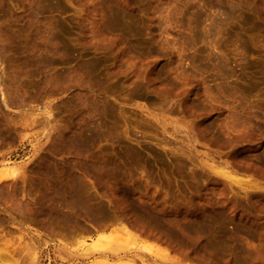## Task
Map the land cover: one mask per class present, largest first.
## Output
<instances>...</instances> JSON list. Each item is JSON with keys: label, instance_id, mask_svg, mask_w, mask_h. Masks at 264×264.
Returning <instances> with one entry per match:
<instances>
[{"label": "rangeland", "instance_id": "obj_1", "mask_svg": "<svg viewBox=\"0 0 264 264\" xmlns=\"http://www.w3.org/2000/svg\"><path fill=\"white\" fill-rule=\"evenodd\" d=\"M0 40V169L90 163L79 182L0 184L18 190L0 200V249L17 253L0 264H92L95 241L123 263L264 264V0H0ZM83 102L107 118L75 154L45 124L71 134Z\"/></svg>", "mask_w": 264, "mask_h": 264}, {"label": "bare ground", "instance_id": "obj_2", "mask_svg": "<svg viewBox=\"0 0 264 264\" xmlns=\"http://www.w3.org/2000/svg\"><path fill=\"white\" fill-rule=\"evenodd\" d=\"M5 35H7V34H5ZM9 35H10V34H8V36H9ZM9 37H12V36L10 35ZM2 39H3V38H2ZM0 41L2 42V40H0ZM0 45H3V44L0 43ZM1 47L3 48V46H1ZM1 50H2V49H0V51H1ZM33 50H35V49H33ZM33 50H32V52H35V51H33ZM4 51H6V50H4ZM0 53H2V52H0ZM5 53H6V52H5ZM36 53H37V52H36ZM38 53L41 54L42 52L40 53L39 50H38ZM2 54H3V53H2ZM43 54H44V53H43ZM1 56H4V55H1ZM41 56H42V55H40V57H38V60L41 58ZM43 56H44V55H43ZM43 56H42V57H43ZM36 57H37V55H36ZM36 57H35V58H36ZM45 58H48V57H45ZM45 58H44V59H45ZM49 58H50V57H49ZM41 59H42V58H41ZM41 59H40V60H41ZM2 60L4 61V59H2ZM38 60L36 59V61H38ZM46 60H49V61H50V59H46ZM45 62H46V61H45ZM45 62H44V63H45ZM39 63H40V61H39ZM46 63H48V62H46ZM40 64H42V62H41ZM41 66H42V65H41ZM43 66H46L45 68H47L48 65L43 64ZM38 68H39V67H38ZM41 68H42V67H41ZM43 69H44V67H43ZM39 70H41V69L39 68L38 71H39ZM45 70H46V69H45ZM31 72H32V71H31ZM31 72H30V74H32ZM41 72H43V71H41ZM11 73H13V71H11ZM45 74H46V73H45ZM47 75H49V74H47ZM45 76H46V75H45ZM49 76H50V75H49ZM14 77H16V76H15V73H14V76H13V78H12L13 80H14ZM58 77H59V76H58ZM17 78H19V77H17ZM17 78H16V79H17ZM50 78H51V77H50ZM52 78H53V77H52ZM52 78H51V79H52ZM55 78H57V76H56ZM65 78H67V77H65ZM65 78H64V79H65ZM10 79H11V78H10ZM43 79H44V78H43ZM53 79H54V78H53ZM53 79H52V80H53ZM57 79H58V78H57ZM59 79H62V78L59 77ZM67 79H68V78H67ZM69 79H70V78H69ZM49 80H50V79H49ZM55 80H56V79H55ZM55 80H53V81H55ZM65 80H66V79H65ZM73 80H74V79H73ZM44 81L46 82V84L49 83V82H47V78H46V80H43V83H44ZM56 81H59V80H56ZM68 81H69V80H68ZM74 81H75V80H74ZM62 82H63V81H62ZM62 82H61V83H62ZM71 82H72V80H71ZM50 83H51V80H50ZM64 83H66V82L64 81ZM56 84H57V83H56ZM58 84H60V81L58 82ZM58 84H57V85H58ZM81 84L86 86L85 82H84V84H83V83H81ZM50 85L52 86V85H54V84H50ZM50 85H49V86H50ZM60 85H61V84H60ZM66 85H69V84L67 83ZM66 85H65V86H66ZM9 86H10V85H9ZM41 86L44 87L45 85H41ZM46 86H47V85H46ZM46 86H45V87H46ZM54 86H56V85H54ZM77 86H78V85H77ZM43 87H42V89H43ZM45 87H44V88H45ZM52 87H53V86H52ZM57 87H58V86H57ZM90 87H91V86H90ZM16 88H18V86H17ZM47 88H48V87H47ZM65 88H66V87H65ZM6 89L9 90L10 88L8 87V88H6ZM13 89H14V90H13ZM13 89H11V91L9 90L12 94H13V92L15 91V87H14ZM56 89H57V88H56ZM8 90H5V92L7 93ZM18 90H19V89H18ZM43 90H45V89H43ZM60 90H61V89H59L58 91H60ZM21 92H22V91H21ZM3 93H4V92H3ZM11 93L8 94L9 97H10ZM16 94H17V93H16ZM21 94H22V93H21ZM24 94H26V93H24ZM18 95H19V94H18ZM5 96H7V94H5ZM13 96H15V98H16V95H15V94H14V95H11L12 98H13ZM9 97H8V100L11 98V97H10V98H9ZM32 97H33V96H32ZM15 98H14V100H16ZM18 98H19V96H18ZM21 98H22V97H21ZM85 98H87V97H85ZM19 99H20V98H19ZM8 100H7V101H8ZM11 100H12V99H11ZM20 100H21V99H20ZM80 100H81L80 102L82 103V99H80ZM84 100H85V99H84ZM88 100H89V99H88ZM96 100H97V98H96ZM100 100H101V98H100ZM7 101H6V102H7ZM17 101H18V99H17ZM22 101H23V103H22V105H23V104H24V100L22 99ZM22 101H18V102L20 103V102H22ZM105 101H106V100H105ZM84 102H85V101H84ZM84 102H83V103H84ZM94 102L97 104V102H100V101H99V99H98L97 102H96L95 100H94ZM102 102H103V99H102ZM102 102H101V103H102ZM106 102H107V101H106ZM108 102H109V101H108ZM108 102H107V103H108ZM4 103H5V101H4ZM7 103H10V102L8 101ZM7 103H5V106H6L7 108H10V107L7 106ZM11 103H13V101H12ZM69 103H70V102H69ZM95 103H94V105H93V104L90 105L91 107L89 106V104H86V103L83 104V105H84V111H85V114H84L83 116H82V114H81L82 118H80V119L78 120V122L76 121V126H78V128H77V127H76V128H73V131H71V132H72L71 134H67V133H69L67 130H69V128H70L69 126H70V125L66 127L67 129H66V128H65V130L63 129L64 131H67V133H66V132H63V130H62V128H61L62 126L59 127L60 124H59V126H57L58 123H56L55 119H54V121H55L54 124H57V125H54V124L49 125V120H48V121H47L48 123L45 124V126L48 125L49 128H50V130H52V132L54 131V134H56V135H57V134H60L61 138H62L63 140H65L64 143L66 144V147H67V148L70 147V149H73V148H74L73 150L75 151V154H76L77 151H79V150L82 151V149H84V147L86 148V144H87V142H88V139L92 138V139H91V141H92L93 138L96 137L95 135H97V132H96V131H98L97 129H99L101 126H104V127H105V123H104V122L101 123L102 120H105V121H106V118H107V117H104V118H105V119H104V118H102L103 116L101 115V114H105V112L103 113L102 110H101L102 113H98L99 111H98V112L96 111V110H97L96 107H98L99 105H98V106L96 105V107H95ZM101 103H98V104H101ZM108 104H110V103H108ZM8 105H10V104H8ZM92 106H93V107H92ZM66 107H67V106H66ZM52 108H53V107H52ZM54 108H55V107H54ZM54 108H53V109H54ZM67 108H68V107H67ZM70 108H71V107H70ZM100 108H101V109H103V108L107 109L108 107H107V106H106V107H105V106H102V107L99 106V109H100ZM111 108H113V105H112V107L110 106L109 109H111ZM68 109H69V108H68ZM99 109H98V110H99ZM109 109H108L107 111H109ZM112 110H113V109H111V111H112ZM103 111H104V109H103ZM107 111H106V112H107ZM76 112H77V111H76ZM96 112H97L98 115L100 114V116H99L98 118H100V119L102 118L101 121H100L99 119H95V118H96V117H95ZM107 113H108V112H107ZM49 114H50V113H49ZM55 114H56V113H55ZM77 114H79V111L77 112ZM77 114H76V115H77ZM109 114H110V113H109ZM107 115H108V114H107ZM77 116H78V115H77ZM96 116H97V115H96ZM5 117H6V116H5ZM79 117H80V116H79ZM22 118H23V117H22ZM24 118H25V117H24ZM77 118H78V117H77ZM25 119H26L27 122L23 119L24 122H26V123H24V122H22V123L26 124V126H30V124H29V125H27V124H28V122L31 123V119H30V120H28V118H25ZM48 119H50V118H48ZM9 120H11V117H10V119H8V122H10ZM12 120H13V118H12ZM36 120H37V119H36ZM50 120H51V119H50ZM52 120H53V118H52ZM95 120H99V121H100V122H98L99 124H98V123H94ZM32 121H33V119H32ZM37 121H38V120H37ZM45 121H46V120H45ZM45 121H44V122H45ZM11 122H12V121H11ZM11 122H10V123H11ZM33 122H36V121H33ZM38 122H39V124H41L40 121H38ZM38 122H37V123H38ZM95 122H96V121H95ZM18 123H19V121H18ZM100 123H101L102 125H101ZM103 123H104V125H103ZM16 124H17V123H16ZM16 124L13 123L12 125L14 126V125H16ZM71 124H72V123H71ZM74 124H75V123H74ZM74 124H73V125H74ZM94 124H95V126H94ZM96 124H97V125H96ZM20 125H22V124H20ZM73 125H71V126H73ZM98 125H99V127H98ZM100 125H101V126H100ZM6 126H8V125H6ZM13 126L11 127V128H13V129H15V128L17 127V125L15 126V128H14ZM18 126H19V125H18ZM22 126H24V125H22ZM48 126H47V127H48ZM47 127H46V128H47ZM95 127H96L97 129H96ZM1 128H2V127H1ZM9 128H10V126H9ZM42 128H43V126H42ZM44 129H45V128H44ZM101 129H102V127H101ZM101 129H99V130H100V131L105 130V129H102V130H101ZM0 130H1V129H0ZM48 130H49V129H48ZM49 135H50V134H49ZM101 135H102V134H101ZM101 135H100V136H101ZM50 136H51V135H50ZM53 136H54V135H53ZM58 136H59V135H58ZM58 136H57V137H58ZM60 136H59V137H60ZM51 137H52V136H51ZM54 137H56V136H54ZM97 138H98V137H97ZM51 139H52V138H51ZM95 139H96V138H95ZM95 139H94V140H95ZM98 139H100V138H98ZM59 140H60V138H59ZM60 141H61V140H60ZM54 144H55V143H54ZM56 145H58V144L56 143ZM56 145H55V146L53 145L52 147H56ZM47 147H48V146H47ZM50 147H51V146H50ZM48 148H49V147H48ZM75 148H77V151L75 150ZM42 149H43V148H42ZM45 149H46V148H44V150H45ZM52 149H53V148H52ZM44 150H43V151H44ZM54 150L57 151V149H55V148L53 149V151H54ZM49 151H52V150H49ZM74 151H72V153H73ZM81 151H80V152H81ZM84 151H85V150H83L81 153H86V152H84ZM68 152H70V151H68ZM48 153H49V152H48ZM77 153H78V152H77ZM43 154L45 155V152H44ZM52 154H53V153H52ZM79 154H80V153H79ZM79 154H78V155H79ZM46 156H47V155H46ZM50 156H51V155H50ZM79 156H80V155H79ZM84 156H85V155H83V157H84ZM40 157H41V155H40ZM43 157H44V156H43ZM75 157H76V156H75ZM75 157H74V159H75ZM40 159H41V158H40ZM40 159H39V160H40ZM74 159H73V160H74ZM81 159H82V158H81ZM81 159H80V158L75 159V162L69 163V164L66 165L65 167L62 166V169H61V168L58 169V167H55L54 164L51 165V166H47V168H46L45 170H41V169L39 168L37 171L35 170L36 172H35L34 175H29V174H28V169H27L28 167H27V166H24V165H22V164H20V165H14V166H7V165H6V166H4V167H2V168L0 169V184H1V183H4L5 181H10V180L15 182V181H17V180H19V179L22 180V181L24 182V181H25V178H31V179H32V178H44V179H46V178H47V179L50 178L49 181L52 182V181H53L52 178H54V179H57V178L64 179V178H67V176H68V178H69V176H70L72 179L74 178L76 181L79 182L80 179H76V178H77L76 173L79 172V174H81L80 171H83V169H88L89 164H90L89 162H86V160L84 161V160H81ZM86 159H87V158H86ZM76 160H77V161H76ZM91 160H93V159H91ZM1 161H2V160H1ZM1 161H0V162H1ZM8 161H9V160H8ZM89 161H90V160H89ZM93 161H96V163L98 162V160H93ZM99 161H100V160H99ZM49 162H50V161H49ZM52 162H53V161H51V163H52ZM56 162H57V161H56ZM56 162H55V163H56ZM91 162H92V161H91ZM1 163H3V162H1ZM38 163H40V162H38ZM43 163H44V162H43ZM60 163H63V162H60ZM88 163H89V164H88ZM103 163H104V162H103ZM4 164H5V163H4ZM8 164H9V163H8ZM36 164H37V163H36ZM41 164H42V163H41ZM46 164H47V163H46ZM46 164H45V165H46ZM63 164H64V163H63ZM65 164H67V163H65ZM94 164H95V163H94ZM97 164H98V163H97ZM97 164H96V165H97ZM100 164H101V162H100ZM100 164H98V165H100ZM104 164H105V163H104ZM104 164H103V165H104ZM107 164H108V163H107ZM107 164H106L105 167H107ZM26 165H27V164H26ZM33 165H34V163H33ZM92 165H93V164H92ZM42 166H43V165H41V167H42ZM57 166H58V165H57ZM60 166H61V164H60ZM93 166H94V165H93ZM108 166H109V165H108ZM36 167H37V165H36ZM38 167H39V164H38ZM99 167H100V166H98V168H99ZM101 167H102V166H101ZM105 167L103 166L102 169H104ZM33 168H34V167H33ZM89 168H90V167H89ZM98 168H97V169H98ZM108 168H109V167H108ZM108 168H107V169H108ZM99 169H100V168H99ZM102 169H101V170H102ZM32 170H33V169H32ZM101 170H100V171H101ZM30 171H31V170H30ZM103 171H106V170H103ZM103 171H102V172H103ZM107 171H108V170H107ZM84 172H85V170H84ZM88 172H90V171H89V170H88V171L86 170V173H87V174H90V173H88ZM95 172H97V174L95 173V174L93 175V173L91 172V175H93L94 177H95L96 175H97L98 177H100V176H99V175H100V174H99V171H95ZM82 173H83V172H82ZM79 174H78V176L81 177ZM83 174H85V173H83ZM104 174H105V173H104ZM226 174L229 175L228 173H226ZM101 175H103V174H101ZM110 175H112V174H109V175H107V176H110ZM223 175H224V174H223ZM227 175H226V176H227ZM234 175H235V174H234ZM95 178H96V177H95ZM227 178H230V179L234 180V179L231 177V175H230V177L228 176ZM72 179H71V180H72ZM35 180H36V179H35ZM39 180H40V179H39ZM42 180H43V179H42ZM43 181H45V180H43ZM47 181H48V180H46V182H47ZM49 181H48V182H49ZM56 181H57V180H56ZM56 181H55V182L53 181V184L56 183ZM59 181H60V179H59ZM59 181H58V182H59ZM64 181H65V179H64ZM72 181H73V180H72ZM72 181H71V182H72ZM76 181H75V182L73 181L74 184L77 183ZM234 181H235V182L237 181V183H239V184H243V182H244L243 180H241V181H240V180H234ZM46 182H45L44 185H46ZM26 183H27V182H26ZM49 183H50V182H49ZM62 183L66 184V182H62ZM62 183L60 182V183H58V184L63 185ZM41 184H42V183H41ZM53 184H52V185H53ZM72 184H73V183H72ZM77 184H78V183H77ZM245 184H246V183H245ZM23 185H24V183H23ZM49 185H51V184H49ZM55 185H57V184H55ZM69 185H71V184H69ZM246 185H247V184H246ZM2 186H3V185H2ZM10 186H11V185H10ZM10 186H9V187H10ZM41 186H43V185H41ZM53 186H54V185H53ZM53 186H52V188H53ZM9 187H8V188H9ZM25 187H26V186H25ZM25 187H23L22 189H24ZM37 187H38V186H37ZM44 187H46V186H44ZM64 187H65V185H64ZM64 187H62V189H63ZM70 187H71V186H70ZM75 187H76V185H75ZM75 187H74V188H75ZM8 188H7V187H6V188L3 187V189H5V192H4V190H3V192H1V193H3L4 195H5V193H6V195H8L7 198L10 197L9 200H10V199H11V200H12V199H15V200H16V198H18V197H16L18 192H17L16 194H15V192L18 191V190H16V191L13 193V191H12L11 189H9V190L6 191V189H8ZM10 188H12V187H10ZM13 188H14V186H13ZM13 188H12V189H13ZM28 188H29V187H28ZM54 188H55V186H54ZM58 188H59V191H60L61 186H59ZM58 188H55V189L58 190ZM67 188H68V187H67ZM67 188H64V190L67 189ZM72 188H73V187H72ZM72 188H71V189H72ZM14 189H16V187H15ZM14 189H13V190H14ZM29 189H30V188H29ZM75 189H76V188H75ZM1 190H2V189H1ZM48 190H49V189H48ZM50 190H51V189H50ZM64 190H61V191L65 192ZM19 191H20V190H19ZM61 191H60V192H61ZM22 192H23V191H22ZM71 192H72V191H71ZM74 192H75V191L73 190V194H74ZM24 193H25V192H24ZM51 193H52V191H51ZM54 193H55V192H53L52 194H54ZM13 194L16 195V196L14 195L15 198H13ZM46 194H47V192H46ZM55 194H56V195L58 194L57 197L59 196V193H55ZM4 195H2V198H1V199H3V196H4ZM48 195H49V194H48ZM61 195H62V193H61ZM0 196H1V195H0ZM51 196H52V195H51ZM5 197H6V196H4V200L6 199ZM39 197H40V196H39ZM53 197L55 198L56 196H53ZM59 197H60V196H59ZM61 197H62V196H61ZM61 197H60L59 199H61ZM65 197H68V196H67V195H64V198H65ZM69 197H70V196H69ZM71 197H73V196H71ZM71 197H70V198H71ZM1 199H0V200H1ZM27 199H28V197H27ZM45 199H46V198H45ZM45 199H44V201H42L43 198H42V200H41L42 203H43V205H46V202H45L46 200H45ZM62 199H63V198H62ZM62 199H61V200H62ZM71 199H72V198H71ZM15 200H13V201L15 202V204L18 203V202H16ZM32 200H33V199H32ZM34 200H35V199H34ZM34 200H33V201H34ZM72 200H73V199H72ZM74 200L76 201V199H74ZM13 201H12V202H13ZM20 201H21V200H20ZM30 201H31V200L29 199L28 202H30ZM33 201H32V202H33ZM35 201H36V200H35ZM24 202H25V201H24ZM10 203H11V201H10ZM59 203H60V202H59ZM69 203H70V202H69ZM4 204H5V203H4ZM7 204H8V203H7ZM12 204L14 205V203H12ZM24 204H25V203H24ZM31 204H32V203H31ZM31 204L29 203V206H30ZM18 205H19V203L16 204L15 206H18ZM27 205H28V204H27ZM20 206H22V205H20ZM24 206H25V205H24ZM66 206H67V205H66ZM34 207H36V206H34ZM60 207H61V206H60ZM70 207H71V205L69 206V211H70V212H67V213H69L70 217H72V216H71V215H72L71 210L73 209V210L76 211V209H74V208H72V207H71V209H70ZM22 208H23V206H22ZM25 208H27V207H25ZM41 208L44 209L43 207H41ZM51 208H52V207H51ZM67 208H68V207H67ZM67 208H66V210L68 211ZM19 209H20V208H19ZM30 209H31V208H29V210H30ZM32 209H33V207H32ZM32 209H31V210H32ZM23 210H24V209H23ZM29 210L27 209V210H24L23 212H25V211L29 212ZM31 210H30V212H29L30 214H28L27 212H25V215H24L23 219H24V218H27V219H28L30 216H32L31 212H33V211H35V210H33V211H31ZM44 210H45V209H44ZM59 210H60V209H59ZM64 210H65V209H64ZM66 210H65V213H66ZM73 210H72V211H73ZM81 210H82V209H81ZM81 210H80V211H81ZM142 210H143V209H142ZM144 210H146V209H144ZM75 211H74V212H75ZM83 211H84V210H83ZM139 211H140V210H139ZM17 212H18V211H17ZM23 212H22V213H23ZM42 212H43V211H42ZM141 212H142V211H141ZM145 212H146V211H145ZM145 212H144V213H145ZM22 213H21V210H20L18 214H21V217H22V216H23ZM33 213H35V212H33ZM38 213H39V212H38ZM43 213H45V211H44ZM76 213H77V211L74 213V215H75ZM82 213H83V212H82ZM26 214H28V215H30V216L27 217L28 215L26 216ZM63 214H64V213H63ZM116 214H117V213H116ZM116 214H115V215H116ZM65 215H66V214H65ZM112 215H113V214H112ZM115 215H114V216H115ZM117 215H118V216L116 217V219H115L114 217H113V218H114V220L116 221V223H118V224L120 225L122 222H124V221H122V220H125V219H123L122 216L119 218V215H121V214L118 213ZM154 215H155V214H154ZM154 215L151 214V216H153V217H154ZM33 216H34V215H33ZM33 216H32V217H33ZM39 216H40V213H39ZM39 216H38V217H39ZM43 216H44V215H43ZM78 216H79V215H78ZM88 216H89V215H88ZM125 216H127V215H125ZM0 217H1V216H0ZM34 217L37 218V217H36V214H35ZM34 217H33L32 219H34ZM64 217H65V216H64ZM66 217H67V216H66ZM111 217H112V216H111ZM127 217H128V216H127ZM146 217H147V216H146ZM153 217H152V220H153V219L156 220L155 217H154V218H153ZM44 218H45V217H44ZM44 218L42 217V218H40V219L42 220V219H44ZM107 218H108V217H107ZM113 218H112V219H113ZM121 218H122V219H121ZM158 218H159V217H158ZM1 219H2V217H1ZM3 219H4V218H3ZM30 219H31V218H30ZM37 219H38V218H37ZM72 219H73V218H72ZM72 219H71V220H68V222L70 221L69 223H67L68 225H69L70 223H72V225H74L73 222L76 223V221L78 220V219H77L76 221H74V219H73V222H72ZM109 219H110L109 222L112 223L113 221H111V218H109ZM128 219H130V218H128ZM4 220H5V219H4ZM6 220H7V219H6ZM6 220H5V222H6ZM25 220H26V219H25ZM49 220H50V219H49ZM55 220H56V219H55ZM105 220H106V219H105ZM159 220H160V219H158V221H154V222H156V223H157V222H160ZM27 221H28V220H27ZM32 221H33V220H32ZM35 221H36V220H35ZM37 221H38V220H37ZM66 221H67V220H66ZM78 221H79V220H78ZM84 221H85V220H84ZM125 221H126V220H125ZM127 221H128V220H127ZM132 221H133V220H131V223H132ZM134 221H135V220H134ZM144 221H145V220H144ZM150 221H151V220H150ZM162 221H163V220H161V222H162ZM9 222H10V221H9ZM30 222H31V221H30ZM41 222H42V221H41ZM79 222H80V221H79ZM106 222H107V221H106ZM128 222H129V221H128ZM145 222H146V221H145ZM147 222H148V221H147ZM161 222H160V223H161ZM1 223H2V221H1ZM1 223H0V224H1ZM63 223H64V221H63ZM143 223H144V222H143ZM163 223H164L165 227H167V226H166V223H165V222H162V225H163ZM167 223L169 224L168 220H167ZM33 224H35V223H33ZM36 224H37V223H36ZM67 224H66V226H67ZM87 224H88V223H87ZM99 224H102V223H99ZM106 224H107V223H106ZM126 224H127V223H126ZM135 224H136V223H135ZM144 224H145V223H144ZM144 224H143V225H144ZM168 224H167V225H168ZM48 225H49V224H48ZM54 225H55V223H54ZM54 225H53V226H54ZM72 225H71V226H72ZM75 225H76V224H75ZM77 225H80V224L77 223ZM88 225H89V224H88ZM90 225L92 226V224H90ZM149 225H150V224H149ZM5 226H6V225H5ZM43 226H45V225H43ZM49 226H50V225H49ZM53 226H51V227H53ZM61 226H62V225H61ZM93 226H94V225H93ZM100 226H101V225H100ZM102 226H103V225H102ZM108 226H109V224H108ZM159 226H160V225H159ZM188 226H189V225H187V227H188ZM2 227H3V226H2ZM45 227H47V226H45ZM51 227H50V228H51ZM55 227H56V226H55ZM62 227H63V226H62ZM72 227H73V226H72ZM74 227H75V226H74ZM84 227H85V226H84ZM84 227H83V228H84ZM106 227H107V225H106ZM128 227H129V226H128ZM128 227H127L126 231H124V230H123V231H124V232H127V230H130V229H128ZM133 227H134V226H133ZM136 227H137V226H136ZM136 227H134V228H136ZM140 227H141V226H140ZM148 227H149V226H148ZM160 227H161V226H160ZM187 227H186V226L184 227V228H185V229H184L185 231H186V229H188ZM191 227H194V226H191ZM191 227H190L189 229H191ZM196 227H197V226H196ZM198 227H199V226H198ZM85 228H86V227H85ZM92 228H93V227H92ZM95 228H96V227H95ZM98 228H99V227H98ZM98 228H97V229H98ZM149 228H150V227H149ZM152 228H153V227H152ZM161 228H162V227H161ZM171 228H172V227H171ZM171 228H170V229H171ZM201 228H202V227H201ZM1 229H2V228H1ZM4 229H5V227H4L2 230H4ZM56 229H57V228H56ZM61 229H62V228H61ZM69 229L72 230L73 228H71V227L69 226ZM78 229H79V227H78ZM103 229H104V228H103ZM124 229H125V228H124ZM141 229H142V228H141ZM145 229H146V228H145ZM156 229H157V228H156ZM173 229H174V228H172V230H173ZM182 229H183V228H182ZM202 229H203V228H202ZM53 230H54V229H53ZM131 230H132V229H131ZM146 230H147V232L149 231V229H146ZM152 230H153V229H152ZM152 230H151V231H152ZM192 230H193V229H192ZM196 230H197V229H196ZM69 231H70V230H69ZM81 231H82V230H81ZM84 231H86V229H84ZM87 231H89V230H87ZM87 231H86V232H87ZM95 231H96V229H95ZM119 231H120V230H119ZM137 231H138V230H137ZM143 231H144V230H143ZM185 231H183V233H184ZM194 231H195V228H194ZM198 231H199V230H197L196 232H198ZM4 232H5V231H4ZM54 232H55V231H54ZM58 232H59V231H58ZM72 232H73V231H72ZM86 232H85V233H86ZM89 232H90V231H89ZM93 232H94V231H93ZM130 232H131V231H130ZM147 232H146V234H145V237H147V236H146V235H147ZM152 232H153V231H152ZM155 232H156V231H155ZM175 232H176V230H175ZM188 232H189V231H188ZM200 232H202V231H200ZM68 233H69V232H68ZM137 233H138V232H137ZM149 233H150V232H149ZM149 233H148V234H149ZM157 233H158V232H157ZM160 233H161V232H160ZM172 233H173V232H172ZM185 233H186V232H185ZM2 234H3V232H1L0 238L2 237ZM6 234H7V233H6ZM57 234H58V233H57ZM72 234H73V233H72ZM78 234H80V233H78ZM78 234H77V235H78ZM134 234H135V236L137 235L136 232H135ZM187 234H188V233H187ZM189 234H190V233H189ZM194 234H195V233H194ZM77 235H76V236H77ZM151 235H152V234H151ZM151 235H150V236H151ZM176 235H178L177 232H176ZM192 235H193V233H192ZM3 236H4V234H3ZM5 236H6V235H5ZM5 236H4V237H5ZM67 236H68V235H67ZM79 236H80V235H79ZM143 236H144V235H143ZM148 236H149V235H148ZM161 236H162V235H161ZM68 237H69V236H68ZM71 237H72V236H71ZM74 237H75V236H74ZM82 237H83V236H82ZM159 237H160V236H159ZM162 237H163V236H162ZM165 237H166V235H165ZM172 237H173V236H172ZM188 237H189V236H188ZM72 238H73V237H72ZM72 238H70V239H72ZM77 238H78V237H77ZM83 238H84V237H83ZM133 238L135 239V237H133ZM176 238H177V236H176ZM146 239H147V238H146ZM153 239H154V238H153ZM161 239H162V238H161ZM161 239H160V240H161ZM170 239H171V238H170ZM172 239H173V238H172ZM174 239H175V238H174ZM177 239H178V238H177ZM132 240H133V239H132ZM132 240H131V241H132ZM180 240H181V239H180ZM168 241H170V240L168 239ZM186 241H187V240H186ZM186 241H185V242H186ZM192 241H193V240H192ZM97 242H98V241H95L96 244L93 246L92 251H93V252H96V253L98 252V253L102 254L103 256H102L101 258H98V259H97L96 261H94L92 264H124V263H126V264H132V263H136V261H137V262L139 261L136 257H132V258H131L130 256L128 257V259H127L124 263H123L124 258H122V257H119L118 260H116L117 258H116L115 260H111L110 255H107L106 253H103V247L100 246V244H97ZM175 242H177V241H175ZM169 244H170V243H169ZM180 244H181V243H180ZM88 246H89V245H88ZM172 246H173V245H172ZM181 246H183V244H182ZM185 246H186V245H185ZM21 248H22V247H21ZM116 248H117V247H116ZM116 248H115V249H116ZM120 248H121V247H120ZM183 248H184V247H183ZM22 249H23V248H22ZM122 249H123V248H121V250H122ZM180 249H181V248H180ZM23 250H24V249H23ZM23 250H21V253H22ZM117 250H118V248H117ZM124 250H125V248H124ZM16 252H17V251H16ZM19 253H20V252H19ZM19 253H18V254H19ZM16 254H17V253H16ZM16 254H15V250H14V251H9V250H6V249H4V248H1V249H0V257L6 258V259H12V260H13L14 255H16ZM164 254H165V253H164ZM164 254H163V255H164ZM165 255H166V254H165ZM23 259H25V258H23ZM29 259H30V258H29ZM122 259H123V260H122ZM17 260H18V259H17ZM172 260H173V259H172ZM21 261H22V260H21ZM22 262H24V260H23ZM148 262H149V261H148ZM148 262H147V263H148ZM142 263H143V262H142ZM151 263H152V261H151ZM159 263H160V262H159ZM162 263H163V262H162ZM154 264H155V262H154ZM160 264H161V263H160ZM163 264H165V263H163Z\"/></svg>", "mask_w": 264, "mask_h": 264}]
</instances>
